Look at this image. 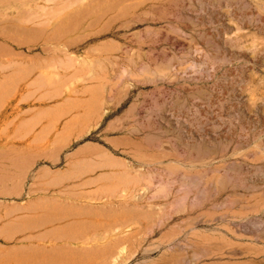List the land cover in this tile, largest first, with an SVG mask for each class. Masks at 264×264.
<instances>
[{
  "label": "rangeland",
  "instance_id": "obj_1",
  "mask_svg": "<svg viewBox=\"0 0 264 264\" xmlns=\"http://www.w3.org/2000/svg\"><path fill=\"white\" fill-rule=\"evenodd\" d=\"M237 4L250 2L0 0V155L21 97L91 84L109 107L107 130L87 139L105 147L103 169L75 167L52 195L0 196L10 252H27V264L242 261L237 176L202 178L187 163L193 94L206 109H228L236 125L237 92L247 106L264 99V50L244 43L246 55L237 54L247 31ZM2 177L0 189L10 185Z\"/></svg>",
  "mask_w": 264,
  "mask_h": 264
},
{
  "label": "crops",
  "instance_id": "obj_2",
  "mask_svg": "<svg viewBox=\"0 0 264 264\" xmlns=\"http://www.w3.org/2000/svg\"><path fill=\"white\" fill-rule=\"evenodd\" d=\"M98 90L96 85H73L60 97H21L11 104L9 138L1 141L9 150L0 155L1 180L10 185H3L0 196L52 195L72 179L75 167L103 169L98 167L103 162H97L105 159V147L87 140L99 129L102 134L107 130L109 107ZM20 206L29 204L22 201ZM28 256L10 252L0 237V264H27Z\"/></svg>",
  "mask_w": 264,
  "mask_h": 264
},
{
  "label": "bare ground",
  "instance_id": "obj_3",
  "mask_svg": "<svg viewBox=\"0 0 264 264\" xmlns=\"http://www.w3.org/2000/svg\"><path fill=\"white\" fill-rule=\"evenodd\" d=\"M249 2L244 6L237 4V23L247 30L237 35L239 56L247 53L244 43L253 47V54L264 50V39L257 36H264V0ZM194 18L204 24L202 16ZM197 42L195 37L193 43ZM242 99L243 93L237 92L236 125L228 109H206L207 104L193 94L188 110L191 143L187 163L202 178L237 176V223L244 225L243 230H237V261L242 260L237 264H264V99L253 103V107Z\"/></svg>",
  "mask_w": 264,
  "mask_h": 264
}]
</instances>
